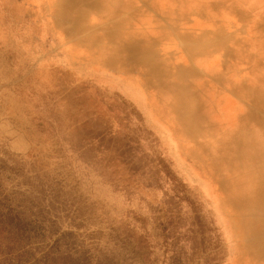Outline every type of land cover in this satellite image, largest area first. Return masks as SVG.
<instances>
[{"label":"rangeland","instance_id":"374dc122","mask_svg":"<svg viewBox=\"0 0 264 264\" xmlns=\"http://www.w3.org/2000/svg\"><path fill=\"white\" fill-rule=\"evenodd\" d=\"M261 239L264 0H0V264H250Z\"/></svg>","mask_w":264,"mask_h":264},{"label":"bare ground","instance_id":"6f19581e","mask_svg":"<svg viewBox=\"0 0 264 264\" xmlns=\"http://www.w3.org/2000/svg\"><path fill=\"white\" fill-rule=\"evenodd\" d=\"M204 20V18H198V20H201V21H203ZM208 25L211 27V25L213 26V28H215L214 26H215V22H213V20H211L209 23H208ZM195 28L196 29H201V30H203L204 31V29H202V28H200L198 25H197V23H195ZM229 30L230 29H228V27H226V28H222V29H220V33L221 34H223V33H226V32H228V33H230L229 32ZM216 35H214L213 37H212V39L214 40V39H216ZM160 70H158V71H161V68H159ZM163 74L164 73H160L159 75H162L163 76ZM260 241H264V240H260ZM263 251L264 250H262V251H259V252H256L255 253V255H253L252 257H250V264H264V255H263Z\"/></svg>","mask_w":264,"mask_h":264}]
</instances>
